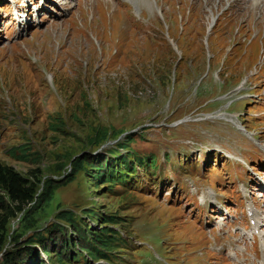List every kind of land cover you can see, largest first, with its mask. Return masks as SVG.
Listing matches in <instances>:
<instances>
[{
    "label": "rangeland",
    "instance_id": "obj_1",
    "mask_svg": "<svg viewBox=\"0 0 264 264\" xmlns=\"http://www.w3.org/2000/svg\"><path fill=\"white\" fill-rule=\"evenodd\" d=\"M124 1L74 0L66 16L0 45V162L29 177L39 169L40 185L64 181L54 185L48 204L34 203L32 220L23 212L11 219L4 245L9 253L28 244L41 264H76L57 261L51 243L60 238L58 222L72 233L70 240L77 236L57 216L64 208L80 225L99 228L106 215L121 219L116 228L124 240L112 247V263H128L142 238L139 250L151 258L154 250L165 251L182 263L181 253L166 244L181 240L192 243L184 261L207 264L205 245L191 239L205 233L182 219L179 207L167 205L165 188L157 198L111 185L90 176L96 170L91 162L76 170L74 162L98 159L109 149L125 153L118 143L126 142V155L152 154L158 184L165 179L157 161L161 151L160 160L184 187L188 175L199 184L202 168L191 163H203L202 151L209 148L250 162L264 159L250 142L264 144V12H245L238 0L230 7L229 0H135L140 7ZM1 16L0 28L8 30L13 23L3 26ZM103 129L107 137L95 147L94 133ZM164 149L172 152L167 163ZM26 152L27 159L20 158ZM178 153L181 161L175 162ZM259 169L264 179V166ZM225 199L231 212L233 202ZM42 233L48 251L32 241Z\"/></svg>",
    "mask_w": 264,
    "mask_h": 264
},
{
    "label": "trees",
    "instance_id": "obj_2",
    "mask_svg": "<svg viewBox=\"0 0 264 264\" xmlns=\"http://www.w3.org/2000/svg\"><path fill=\"white\" fill-rule=\"evenodd\" d=\"M99 135L100 138L98 139L96 136ZM106 137L107 131L105 129L102 132L97 130L92 140V142L94 141L93 145L95 147L101 146L103 144L101 142L105 141ZM118 145L124 148L125 153L116 152V149H109L110 151H106L107 155L103 153L99 155L101 159L98 158L91 161L88 160V157H85L81 161L74 162V170L78 167L82 168L84 162H91V169H96L90 175L93 178L102 179V181L111 183V185L119 184L124 186L130 183L136 173L134 164L129 159L131 157L130 152H127L129 154L126 155V142L118 143ZM127 151L132 150L128 148ZM149 156L153 159L152 154L149 153ZM27 157L28 152L20 156L22 159H27ZM94 162L98 163V166ZM32 171L35 172L29 177L15 169L14 166L0 162V264L7 262H12L13 264H41L39 263L37 250L28 244L24 250L19 249L15 254L9 253L4 249L11 219L23 212L24 220L25 218L32 220L35 211L34 206L36 205L34 203L41 204L45 202L48 204L53 195L54 185L64 183V181H61L55 182L54 184L48 180L40 185L39 169ZM68 179L72 180L71 178ZM40 187H42V192H38ZM57 216L71 225L72 230L77 235L70 240V237L73 236L72 233L66 232L63 224L58 222L56 226L61 230L60 238L55 236L52 238L51 243L55 248L53 252L59 262L63 263V261H69L71 259L76 264H94L93 261L98 259H109L111 261L109 257L112 247L124 240L119 234V228H116V225L121 222V219L115 215L101 217L99 228L91 227L88 223H82L80 225L78 216L71 209L62 208L58 211ZM67 234L69 239L66 236ZM36 240L41 245L43 251L50 249V246L45 242V235L43 233L35 235V239L32 241Z\"/></svg>",
    "mask_w": 264,
    "mask_h": 264
},
{
    "label": "bare ground",
    "instance_id": "obj_3",
    "mask_svg": "<svg viewBox=\"0 0 264 264\" xmlns=\"http://www.w3.org/2000/svg\"><path fill=\"white\" fill-rule=\"evenodd\" d=\"M131 2H133V3H135L137 6H141L142 4L139 2V1H135V0H131ZM216 3V2H215ZM214 3V4H215ZM216 5V4H215ZM231 5H234V0H229V4H228V7H230ZM254 9H256V11H258V12H260V13H262V12H264V2H260V3H255V2H253V3H250L248 6H246V10H243V11H253ZM212 10V9H211ZM225 11V10H224ZM224 11H222V13L224 12ZM212 15V13L210 14V16ZM216 17H218V15L216 14H214L213 15V17L212 18H214V20L212 21V24H213V22L215 21V19H216ZM217 22V21H216ZM55 23V22H54ZM53 24V23H52ZM210 27H211V25H210ZM233 121V120H232ZM233 122H235V121H233ZM239 125H240V123H239Z\"/></svg>",
    "mask_w": 264,
    "mask_h": 264
}]
</instances>
